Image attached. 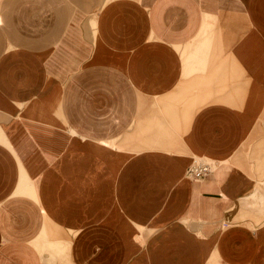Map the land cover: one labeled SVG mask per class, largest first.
I'll list each match as a JSON object with an SVG mask.
<instances>
[{
    "label": "crops",
    "instance_id": "1",
    "mask_svg": "<svg viewBox=\"0 0 264 264\" xmlns=\"http://www.w3.org/2000/svg\"><path fill=\"white\" fill-rule=\"evenodd\" d=\"M7 1L0 264H264V0Z\"/></svg>",
    "mask_w": 264,
    "mask_h": 264
},
{
    "label": "rangeland",
    "instance_id": "2",
    "mask_svg": "<svg viewBox=\"0 0 264 264\" xmlns=\"http://www.w3.org/2000/svg\"><path fill=\"white\" fill-rule=\"evenodd\" d=\"M3 1L5 2L7 0H3ZM12 1L14 2V0H12ZM89 1L90 0H19V2L23 3V4L19 5V10H18V7H16V3L14 2L15 10L17 11L18 16H19L20 35H22V29L24 32H26L27 23L28 22L31 23L30 20L27 21V15L32 16V12L35 15L33 22H34V26H35L36 36H42L44 22L47 23L46 28H47V32H48L50 30V29H48L49 23L50 24L56 23V19H58L59 13L63 9L66 11L67 23H69L70 21L72 22L74 20V18L77 16L74 13L75 10H76V13L77 12L83 13V15H84L83 21L85 22V21H87V18H89L92 15V13L98 12L97 9H94L92 11L89 7L84 8V6L87 5ZM9 4H7L6 6L10 7L11 5H9ZM74 4L76 5L75 9L72 8V6H74ZM27 6H29V10H27ZM60 7L62 9H60ZM77 7H79V8H77ZM5 9H6V7L4 8V11H5ZM27 11H29V13L26 15ZM6 13L7 14L12 13V10H10L8 8ZM81 20H82V18H81ZM52 31H55L54 25L51 26V34H52V36H53V34H57V33H54ZM39 120H42V118L41 119L39 118ZM113 147H115V143L113 144ZM195 160L196 161H209L210 163H212V165L216 162V161H212L208 158L197 157V156L194 157L193 161H195ZM21 170L24 171L22 168H21ZM248 206H251V207L253 206V207H258V209H263L264 208L263 196L261 194L254 193L252 196V200H249V202H248Z\"/></svg>",
    "mask_w": 264,
    "mask_h": 264
},
{
    "label": "built area",
    "instance_id": "3",
    "mask_svg": "<svg viewBox=\"0 0 264 264\" xmlns=\"http://www.w3.org/2000/svg\"><path fill=\"white\" fill-rule=\"evenodd\" d=\"M212 163L209 161H192L186 167V174L194 179H198L206 175L212 169Z\"/></svg>",
    "mask_w": 264,
    "mask_h": 264
}]
</instances>
